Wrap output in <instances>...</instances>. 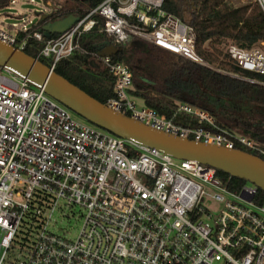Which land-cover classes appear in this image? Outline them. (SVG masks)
I'll list each match as a JSON object with an SVG mask.
<instances>
[{
  "label": "built area",
  "instance_id": "2783aa9c",
  "mask_svg": "<svg viewBox=\"0 0 264 264\" xmlns=\"http://www.w3.org/2000/svg\"><path fill=\"white\" fill-rule=\"evenodd\" d=\"M164 1L102 0L66 31L47 36L42 25L65 13L63 4L53 5L29 28L0 26V40L21 50L29 38L44 41L36 58L51 59L54 69L83 50L78 36L97 28L114 44L139 40L210 66L197 53L193 26L167 12ZM255 1L264 11V0ZM225 50L241 68L264 74L259 48L228 41ZM91 55L116 79L105 103L114 112L182 138L242 145L264 159L263 144L197 105L180 102L169 116L138 105L131 67L99 50ZM229 182L213 166L79 119L43 86L0 66V264H264L258 187L248 181L230 189ZM73 206L83 220L71 239L54 215L67 216Z\"/></svg>",
  "mask_w": 264,
  "mask_h": 264
},
{
  "label": "trees",
  "instance_id": "16d2710c",
  "mask_svg": "<svg viewBox=\"0 0 264 264\" xmlns=\"http://www.w3.org/2000/svg\"><path fill=\"white\" fill-rule=\"evenodd\" d=\"M50 1L54 6L63 4L59 0ZM101 1L72 0L62 5L60 11L65 13L61 18L70 14L83 17L85 9ZM8 4L9 0H0V6ZM163 8L193 26L197 53L210 67L139 40L115 44L118 51L112 58L128 64L133 71V96L166 116L171 115L180 102L197 105L214 114L224 127L264 145V74L241 68L225 50L228 41L243 48L264 42V11L260 4L255 0L238 6L228 0H165ZM76 40L83 50L60 60L54 71L99 102L106 103L115 95L116 79L97 66L91 53L114 41L97 28ZM44 43L29 38L23 51L36 58ZM38 59L51 66V59ZM151 64L163 72L158 81L149 71ZM237 148L257 155L242 145ZM217 174L230 179V189H240L248 182L220 169ZM254 201L258 205L264 203V190L258 188Z\"/></svg>",
  "mask_w": 264,
  "mask_h": 264
},
{
  "label": "water",
  "instance_id": "95a60500",
  "mask_svg": "<svg viewBox=\"0 0 264 264\" xmlns=\"http://www.w3.org/2000/svg\"><path fill=\"white\" fill-rule=\"evenodd\" d=\"M40 22L46 18L39 14ZM79 19L70 14L59 20L45 24V34H58L66 31ZM118 51L117 45L108 43L99 49L100 56H112ZM0 66L12 68L33 82L43 86L48 94L62 102L87 121L117 136L135 139L147 146L156 148L179 159L194 160L223 170L255 184L264 190V159L239 148L207 144L182 138L153 129L139 121L121 116L101 103L77 85L59 75L39 59L23 50L0 40ZM210 67V66H208ZM234 77H238L233 75Z\"/></svg>",
  "mask_w": 264,
  "mask_h": 264
},
{
  "label": "rangeland",
  "instance_id": "374dc122",
  "mask_svg": "<svg viewBox=\"0 0 264 264\" xmlns=\"http://www.w3.org/2000/svg\"><path fill=\"white\" fill-rule=\"evenodd\" d=\"M232 5L238 6L248 3L253 0H228ZM53 4L49 5L45 0H9L8 5L0 6V26H4L10 31H15L17 28L25 29L33 26L40 20V15L50 14L53 11ZM264 53V42L256 46ZM152 65V64H151ZM150 72L158 81L163 72L161 68L156 65L151 66ZM138 105H144L141 98H134ZM74 112V111H73ZM74 115L81 120H86L79 114L74 112ZM67 216L55 214L54 219L58 221V227H60V233L67 230L66 235L74 239L82 225V211L79 207H70L66 210Z\"/></svg>",
  "mask_w": 264,
  "mask_h": 264
}]
</instances>
